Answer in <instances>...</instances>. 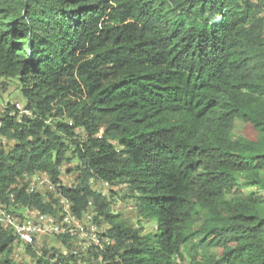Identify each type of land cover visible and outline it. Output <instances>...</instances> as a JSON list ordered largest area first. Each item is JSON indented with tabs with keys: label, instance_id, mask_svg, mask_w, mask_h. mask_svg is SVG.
<instances>
[{
	"label": "trees",
	"instance_id": "trees-1",
	"mask_svg": "<svg viewBox=\"0 0 264 264\" xmlns=\"http://www.w3.org/2000/svg\"><path fill=\"white\" fill-rule=\"evenodd\" d=\"M0 80L30 112L0 111V199L58 213L27 190L47 173L108 238L78 253L46 238L33 264H264V0H0ZM100 181L126 188L135 221ZM15 243L0 227V264H26Z\"/></svg>",
	"mask_w": 264,
	"mask_h": 264
},
{
	"label": "built area",
	"instance_id": "built-area-1",
	"mask_svg": "<svg viewBox=\"0 0 264 264\" xmlns=\"http://www.w3.org/2000/svg\"><path fill=\"white\" fill-rule=\"evenodd\" d=\"M15 105L20 113H30L24 104L18 102ZM27 190L41 193L47 198L48 193H52L55 198L59 199L60 210L56 214L41 213L34 207L25 205L14 207L0 199V227L12 230L16 237L12 254L14 260L25 261L30 257L26 251L27 245L39 249L46 238L55 235L69 237L75 244L74 253H78L77 246L105 248L108 238L104 235V226L93 220L95 211L92 201L86 213L82 217L77 216L72 210V202L57 190L47 173L34 175ZM97 190L105 193L102 189ZM11 201H14L13 195H11Z\"/></svg>",
	"mask_w": 264,
	"mask_h": 264
},
{
	"label": "rangeland",
	"instance_id": "rangeland-1",
	"mask_svg": "<svg viewBox=\"0 0 264 264\" xmlns=\"http://www.w3.org/2000/svg\"><path fill=\"white\" fill-rule=\"evenodd\" d=\"M2 81L0 80V111L3 108V105L11 102V103H22V104H26L27 103V99L26 97L22 94V92L20 91V89H18L16 87L15 82L11 81L6 85H1ZM243 120L242 119H237L235 121L234 124V134L238 135L242 128H243ZM0 141L3 142V145L5 146V148H9L12 144V142H8L6 140H2L0 139ZM264 176V174H263ZM76 174L74 172H69L68 169H65V172L62 175V182L64 184H72L73 181L75 180ZM241 185H242V189L237 192V194L239 196L242 197H247L249 192L251 191V188L249 186L246 185V178H245V173H238L237 175ZM94 188L95 189H102L104 190L105 194H113V196L111 197L112 201H113V208L114 211L116 213H122L123 215H125L126 217H128L130 220L135 221V210H134V203L133 200L130 197H125V187L122 185H117V186H110L106 183L103 182H95L94 183ZM204 219V218H203ZM202 219V220H203ZM202 220H199L197 222V225H199L201 223ZM154 230V225L153 222L151 223H147L146 224V229L145 231H153ZM48 244L50 246H56L57 248H60L61 250H63L64 252H66L67 250L64 249L57 238H49L48 239ZM77 251H86L87 248H83V247H78L77 246ZM25 263L26 264H33V262L28 259H25Z\"/></svg>",
	"mask_w": 264,
	"mask_h": 264
}]
</instances>
